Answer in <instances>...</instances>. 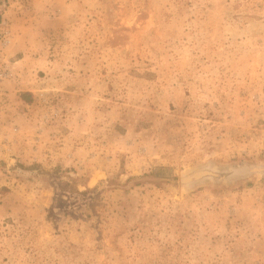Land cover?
Wrapping results in <instances>:
<instances>
[{"label": "rangeland", "instance_id": "obj_1", "mask_svg": "<svg viewBox=\"0 0 264 264\" xmlns=\"http://www.w3.org/2000/svg\"><path fill=\"white\" fill-rule=\"evenodd\" d=\"M0 264H264V0H0Z\"/></svg>", "mask_w": 264, "mask_h": 264}, {"label": "water", "instance_id": "obj_2", "mask_svg": "<svg viewBox=\"0 0 264 264\" xmlns=\"http://www.w3.org/2000/svg\"><path fill=\"white\" fill-rule=\"evenodd\" d=\"M235 172L229 171H213L209 169H201L191 172L190 170L184 171L185 177L182 179V185L190 183L192 180L198 181L201 179H220L229 178L234 175Z\"/></svg>", "mask_w": 264, "mask_h": 264}]
</instances>
